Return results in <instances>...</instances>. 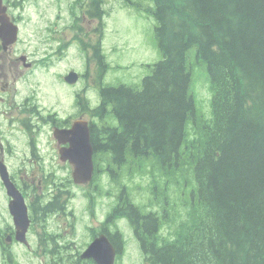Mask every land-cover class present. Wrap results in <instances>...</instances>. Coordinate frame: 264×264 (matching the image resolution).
Returning <instances> with one entry per match:
<instances>
[{
	"label": "trees",
	"instance_id": "1",
	"mask_svg": "<svg viewBox=\"0 0 264 264\" xmlns=\"http://www.w3.org/2000/svg\"><path fill=\"white\" fill-rule=\"evenodd\" d=\"M143 1L154 3L146 11L162 58L141 89H104V115L112 106L119 129L103 124L97 164L111 150L122 163L149 154L193 169L197 189L184 196L177 236L163 241L156 264H264V0ZM192 49L210 75L207 122L189 94Z\"/></svg>",
	"mask_w": 264,
	"mask_h": 264
},
{
	"label": "flooded vegetation",
	"instance_id": "2",
	"mask_svg": "<svg viewBox=\"0 0 264 264\" xmlns=\"http://www.w3.org/2000/svg\"><path fill=\"white\" fill-rule=\"evenodd\" d=\"M43 1L47 10L34 17L27 14L28 3ZM100 1L3 0L18 36L10 41L0 32L1 264H23L17 259L21 255L30 256L32 264H118V205L94 202L97 191L89 190L83 195L88 202H83L80 217L76 215L70 200V164L62 160L70 137L58 134L86 121L92 144L104 142L102 80L87 67L91 55L79 50L81 66L70 65L72 43L99 37ZM29 26L32 38L25 40L22 32ZM72 32L78 35L72 38ZM92 54L97 56V49ZM72 71L78 74L75 84L67 80ZM93 187L81 188L86 192ZM22 200L30 221L23 228L15 224L12 213L16 208L24 217ZM137 224L142 233L128 242L143 249L151 233L158 231V219L138 215ZM77 228L84 235L81 243L70 240ZM101 237L107 241L99 247L105 248L103 263L93 253L97 256ZM88 253L92 257H82Z\"/></svg>",
	"mask_w": 264,
	"mask_h": 264
},
{
	"label": "rangeland",
	"instance_id": "3",
	"mask_svg": "<svg viewBox=\"0 0 264 264\" xmlns=\"http://www.w3.org/2000/svg\"><path fill=\"white\" fill-rule=\"evenodd\" d=\"M119 2L120 0H108L106 5V9L110 10V15L105 18L106 25L102 46L109 69L105 75L103 84L105 86H119L125 84L140 88L143 78L151 73L148 66L156 64L162 58L155 40L156 19L151 13L128 7L123 1L122 3ZM149 5L151 7L154 6L152 2H145L143 4L144 7ZM42 7H44V5H42ZM36 10L37 8L33 5L29 4L27 6V12L29 14L41 11L40 8ZM86 27L87 29L90 28L89 25ZM32 33V27L29 26L23 31L22 38L30 40L32 38ZM72 55L70 58L71 66H78L77 61ZM187 64L191 73L190 94L195 100L198 119L206 122L211 121L213 92L211 90L207 66L197 58L196 49L189 51ZM91 74L98 76L97 68L92 70ZM108 123L112 126L118 125L115 117L110 115L108 116ZM186 129L188 136L194 131V122L192 119L188 122ZM122 171L119 184L110 182L107 177L104 179V194L106 196L117 197L121 189L126 187L130 199L140 206L144 212L150 211V207L159 206L165 202H169L170 205L178 211L181 209L184 196H186L185 200H190L192 193L197 189L195 187L197 183L193 169H191V178L187 175L181 178V175L186 172L185 170H177L175 172L179 177L175 182H179L180 188L178 184H172L170 179L164 176L160 177L155 185L143 183L141 177L148 180V182H150L151 179L149 175H146V172L153 171L156 175H159V169L156 167L154 157L145 159L141 162L129 159L128 164ZM167 184H169V186H167L168 192L162 193L159 199H157L154 193L155 189L160 192ZM192 184H195V186ZM104 198L108 199L109 203L115 200V198L110 197ZM74 200L75 202L72 203V207L77 209L82 205L80 201H78L82 200L80 192H77V196ZM160 209L167 210L161 207ZM126 230V232L131 233V229ZM76 232L77 233L70 237V240L81 243L84 235L81 236V232L78 228ZM128 245L131 249L132 244L128 242ZM17 259L23 264H32L30 256L21 255L18 256ZM139 259L142 260V255L139 253V250L138 253L135 249L130 250L128 254H125L122 264H140ZM1 263L2 259L0 258V264Z\"/></svg>",
	"mask_w": 264,
	"mask_h": 264
},
{
	"label": "water",
	"instance_id": "4",
	"mask_svg": "<svg viewBox=\"0 0 264 264\" xmlns=\"http://www.w3.org/2000/svg\"><path fill=\"white\" fill-rule=\"evenodd\" d=\"M0 12H2L1 0H0ZM2 31H7L5 29V24H3ZM74 78H75V75L71 74L70 81L73 82ZM74 129L77 132H75V131L72 132V135H73L72 142L74 143L75 140H76V142H75L74 147L72 145V149L68 152V156L70 158L71 163L74 164V166L76 168V171L74 174L76 182L77 183L88 182L91 179L92 173H93L92 146L90 144L89 131H88L87 127L85 128L83 126H77ZM75 157H77V158H75ZM13 212L16 216V222L18 225L25 219V217L27 220L26 208H25V213H24L23 218L16 208ZM97 246H98L97 255H100L101 253L104 255L105 254V248L102 247V251H100V249H99L100 244H97ZM94 250H95V248H94ZM93 253H94L95 260L97 262H99L100 261L99 258L95 257V251H93ZM91 255H92L91 253L85 254L83 256V258L92 257Z\"/></svg>",
	"mask_w": 264,
	"mask_h": 264
}]
</instances>
